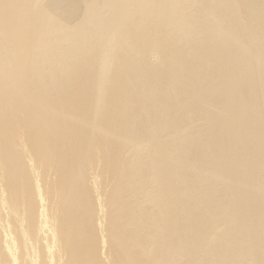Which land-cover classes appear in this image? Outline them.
Listing matches in <instances>:
<instances>
[{"label": "bare ground", "instance_id": "bare-ground-1", "mask_svg": "<svg viewBox=\"0 0 264 264\" xmlns=\"http://www.w3.org/2000/svg\"><path fill=\"white\" fill-rule=\"evenodd\" d=\"M0 264H264V0H0Z\"/></svg>", "mask_w": 264, "mask_h": 264}]
</instances>
